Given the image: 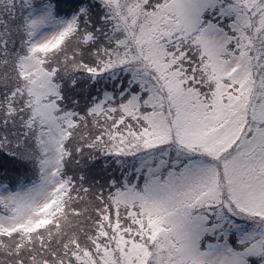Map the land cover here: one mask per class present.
<instances>
[{
    "label": "snow or ice",
    "instance_id": "6c2138e0",
    "mask_svg": "<svg viewBox=\"0 0 264 264\" xmlns=\"http://www.w3.org/2000/svg\"><path fill=\"white\" fill-rule=\"evenodd\" d=\"M0 264H264V0H0Z\"/></svg>",
    "mask_w": 264,
    "mask_h": 264
}]
</instances>
